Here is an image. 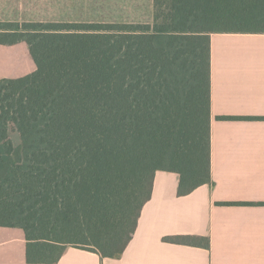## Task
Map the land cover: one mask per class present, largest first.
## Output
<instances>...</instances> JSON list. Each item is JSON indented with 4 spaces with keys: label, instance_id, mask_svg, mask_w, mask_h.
<instances>
[{
    "label": "trees",
    "instance_id": "trees-1",
    "mask_svg": "<svg viewBox=\"0 0 264 264\" xmlns=\"http://www.w3.org/2000/svg\"><path fill=\"white\" fill-rule=\"evenodd\" d=\"M155 1L153 20L0 13V45L26 42L36 65L0 78V227L23 230L28 263L120 257L159 170L180 196L213 183L211 36L264 34V0Z\"/></svg>",
    "mask_w": 264,
    "mask_h": 264
},
{
    "label": "crops",
    "instance_id": "crops-1",
    "mask_svg": "<svg viewBox=\"0 0 264 264\" xmlns=\"http://www.w3.org/2000/svg\"><path fill=\"white\" fill-rule=\"evenodd\" d=\"M211 112L213 183L180 196V174L157 171L120 257L68 246L54 264H264V34H212ZM177 235L208 237L210 247L167 238ZM26 244L21 229L0 227V264H34Z\"/></svg>",
    "mask_w": 264,
    "mask_h": 264
},
{
    "label": "rangeland",
    "instance_id": "rangeland-1",
    "mask_svg": "<svg viewBox=\"0 0 264 264\" xmlns=\"http://www.w3.org/2000/svg\"><path fill=\"white\" fill-rule=\"evenodd\" d=\"M156 8L160 7L155 0H5L4 5L0 6V13L9 18L23 19L153 20ZM35 68L26 42L0 45V78L24 76L33 72Z\"/></svg>",
    "mask_w": 264,
    "mask_h": 264
}]
</instances>
